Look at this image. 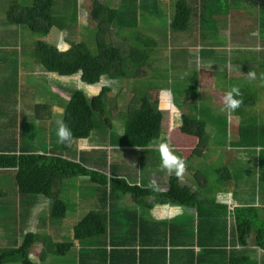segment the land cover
<instances>
[{
  "label": "crops",
  "instance_id": "0c3cea01",
  "mask_svg": "<svg viewBox=\"0 0 264 264\" xmlns=\"http://www.w3.org/2000/svg\"><path fill=\"white\" fill-rule=\"evenodd\" d=\"M160 1L167 6L170 4V0H157L156 5H159ZM256 9L253 8L252 12ZM253 14L247 13V8L242 3H237L228 9V12L222 16V20L230 27L223 28L225 33H222V37H225L227 41L221 47L210 44L207 38L202 37L206 28L205 22L195 25V28L199 27L200 43L192 40L191 46L188 44L191 42V37L186 41L185 37L179 39L182 33L170 32L172 35L169 34V21L168 23L164 21L165 26H158L159 22L151 21L148 28L140 29H157L158 35L167 32L168 39H174L173 41L177 39L186 44V47H189L187 50L193 52L190 62L182 67L184 71L189 72V79L186 82L192 86L193 81L198 83V80L204 79V85L207 86V93L200 96L195 93V90L191 91L189 88L191 91L189 93L195 95L188 98V92L184 94L181 91L189 90L185 88L188 83L184 82L176 92L181 94L179 96H183L184 100L176 104L171 94L170 97L166 95L169 106L164 107L162 106L163 95H165L164 91L168 90L167 87L155 89L154 86L149 89L136 85V88L138 86L140 90L145 91L151 103L149 94H152L153 90L161 94V108L156 102L152 105L161 116L160 137L162 136L169 149L175 147L174 149L188 153L185 154V156L188 155L186 158L188 164H185L179 178L174 172L163 170L162 167L157 170V166L161 163H154L155 159L152 155H156L155 151L158 150L154 146L133 149L111 143L104 147L97 143V140H78L74 147L75 152L81 151L89 157L90 161L85 167L105 176L107 182L115 176L128 184L141 187L154 186L162 191L166 189L167 178L171 177L180 187L189 188L191 192L196 193L195 198L199 203L194 208L164 205L149 209L135 203L129 195L117 199V206L112 211L119 215L125 213L129 227L136 226L137 231L142 228L144 232L140 233L143 236H146V233L149 235L167 233L172 239L171 243L157 246V248L143 247L141 241L129 243V250L132 251L129 257L131 260L135 258L134 264H264L261 250L251 242L246 246L239 245L235 241L234 234L235 208L254 207L257 218L264 222V101L261 100L264 97V37L259 34L262 24L259 14ZM251 15L253 16L247 17ZM254 18L253 27L249 28L247 25L243 27L246 19ZM3 24H6L5 18ZM232 27L236 31L234 34ZM247 30L251 31L247 32ZM1 35L2 32H0ZM233 35L237 36L235 42L231 41ZM195 48L198 49L195 50ZM5 60L4 53L0 52V153L18 156L23 149L20 130L25 124L21 118L25 117V122L35 118L45 126L47 135L50 133L56 135L57 132L54 131L60 124V113L65 104L63 91L67 90L77 78L58 77L55 74L46 73L33 63L34 70L26 67L24 72L20 65L18 82L11 85L13 89L10 94L11 99L6 101L7 88L3 85L7 82L6 64L10 63ZM27 70L30 72L28 73ZM37 74L46 77L51 75L47 77L48 87L45 91L49 95L46 98H33V95L41 97L40 92L44 90L36 85L38 80L34 76H38ZM222 74L223 77H221ZM147 76L146 74L145 80L148 81ZM32 81H34L33 86L30 84ZM24 85L28 87L26 91L29 94L22 100L20 90ZM233 87L239 90V97L234 98L240 99L241 104L237 109L229 112L225 102L219 101L220 104L213 95H221L224 99L226 92ZM87 88H90L91 94H97L100 90V86H87ZM133 88L131 87V91ZM202 96L204 97L203 105L205 106L207 102L211 106L208 110L200 109L199 98ZM186 98H188L187 101ZM187 102L188 104L190 102L189 108L183 105ZM217 109L224 113L220 116V129L209 125L216 123L211 122L213 115L218 112ZM182 116L205 123L203 137L205 140L201 142V145H198L197 136L180 131ZM210 127L213 130L217 129L220 133H214L212 129L210 133ZM212 135H215L214 138L221 137L222 143L216 145L209 141ZM170 138L179 145L168 142ZM187 142L190 144H186L188 147H185L186 145L183 144ZM48 143L47 147L50 148L49 140ZM61 155L62 158L68 159L65 151ZM128 160L129 166L125 168L123 165ZM15 172L16 169L0 170V192L5 200L14 204V209H18L19 212L28 210V218L38 221L36 225L38 230L47 229L48 231L51 229L49 227H53L56 230L55 234H58L67 229V234L72 235L69 227L73 228L74 225L69 221H73L74 218L69 220V216L75 213L82 218L85 214L98 210L99 202L93 192L95 185H92L93 187L84 185L83 193L78 192L76 195L74 191L80 190L81 184H85L86 179H67L62 181L59 190L62 193L61 199L66 204L65 218L60 222L47 220L42 225L39 220H43V211L48 218V201L42 197H21L14 190ZM80 195L86 196L80 199L81 206H72L71 204H75L77 200L76 196L80 197ZM23 207L26 209L23 210ZM41 207H43L42 210H40ZM71 210L76 212L69 213ZM113 226L118 228L119 223L113 222ZM36 231L32 230V233ZM131 234L129 232V235ZM74 249L77 253L80 250L77 242Z\"/></svg>",
  "mask_w": 264,
  "mask_h": 264
},
{
  "label": "trees",
  "instance_id": "16d2710c",
  "mask_svg": "<svg viewBox=\"0 0 264 264\" xmlns=\"http://www.w3.org/2000/svg\"><path fill=\"white\" fill-rule=\"evenodd\" d=\"M90 2V16L94 27H85L87 34L82 36L81 41L64 50H60L56 42L50 43L42 39L50 35L55 27L58 32H65L75 25L76 1L66 3V0H12L13 4L6 11V24L25 28L36 37L34 51L30 52L33 58L31 63L46 73L77 79L63 91L65 104L60 124L70 130V144L60 143L55 133L47 135L46 132L42 138L47 143L44 140L39 142L40 139L34 135H25L24 124L20 130L23 147L20 155L0 153V170L16 169V187H13L21 197H42L48 201V218L45 216V222H60L65 218L66 204L61 199L62 193L59 190L62 181L67 179H86V183L81 184L82 193L84 185H95L92 187L99 207L97 211L85 214L74 224L72 235L65 242L52 243L48 236L24 232L20 244L12 243L11 248L0 249V264H33L28 251L36 243L41 247L38 258L61 257L71 254L75 242L82 248L73 254L72 259H75L76 264H134L135 258L131 260L129 257L132 252L129 250V243L141 241L143 247L157 248L171 243L172 239L167 233H146L143 236L140 233L142 228L137 231L136 226L129 227L125 213L119 215L112 211L117 206L118 198L129 195L135 203L149 209L164 205L194 208L199 203L195 192L180 187L171 177L167 178L166 189L162 191L154 186L128 184L115 176L107 182L105 176L85 167L90 161L89 157L81 151L75 152L74 147L78 140H97L104 147L112 143L133 149L157 147L159 143L167 144L160 138L161 116L153 108V103L148 100L144 90L134 86L132 97L120 115L112 110L116 105L109 110L108 104L113 84L132 81L144 88L154 87L152 78L145 80L147 72L144 68L148 66L155 40L140 29L149 27L151 21L144 15L156 12L157 0H120L119 6H108L104 0ZM237 3L259 10V20L262 23L259 34L264 37V0H172L169 32L182 33L189 29L191 22H199L200 25L211 17L223 16ZM0 32V52L4 53L5 61L17 65V60L22 57L21 52L16 49V43L9 40L10 37L6 38L9 36L6 31ZM6 40L13 50L8 49ZM18 65L22 68L20 62ZM26 67V63L23 64L22 71L25 72ZM87 86H100V90L97 94H91ZM162 106H169L166 94L163 95ZM21 119L25 123V117ZM111 124L114 127L121 124L122 131L113 133ZM204 125V122L182 116L180 131L197 136L198 145H201ZM48 140L50 148L47 147ZM174 148L169 150L172 153L180 152L174 154L183 159L184 166L187 165L188 155L185 154L188 153ZM63 151L68 159L62 158ZM155 152L157 154L152 155L154 163H161V158L158 157L160 153L158 150ZM105 185L107 186L101 187ZM14 207L0 192V213L4 214ZM24 208L23 210L26 209ZM25 212H19V228H25L26 223H21V219L23 213L28 215L29 211ZM234 221L235 241L244 246L251 242L261 250L264 259V222L257 218L256 208H235ZM113 222H118L119 227L115 228ZM129 232L132 234L129 235ZM199 237L198 235L197 238Z\"/></svg>",
  "mask_w": 264,
  "mask_h": 264
},
{
  "label": "rangeland",
  "instance_id": "374dc122",
  "mask_svg": "<svg viewBox=\"0 0 264 264\" xmlns=\"http://www.w3.org/2000/svg\"><path fill=\"white\" fill-rule=\"evenodd\" d=\"M17 1H21V0H17ZM58 1H62V0H56ZM76 1L77 2V17L75 18V25L72 26L71 28H69L68 31L65 32H58V28L55 27L52 29V32L50 33V35H48L46 38L42 39L46 42H50V43H57L58 48L60 50H64L67 49L69 46L78 43L79 41H81L82 36H85L87 33L85 31V27L86 28H93L94 24L92 23V19L90 16L91 13V2L90 0H66V3H72ZM105 3L109 6H116V5H120V0H104ZM162 2H159V5L156 6V12L153 13L152 15L150 14H146L144 15V17L147 18V20L149 21H154L155 23L159 22L158 26H165V22L168 23L169 19H170V15L172 13V7L170 6V4H161ZM170 3L172 4V0H170ZM12 0H0V30H4L6 31V38L10 37L9 40L13 41L16 43V49L18 51L21 52V59H18L17 62L22 64V68H23V64L26 63L27 65V69H32L34 70V65L31 63V59H33L30 55L31 51H34L33 46L35 48V42L36 37L31 34L30 32H28L25 28L21 29V27L19 28H15L9 24H3L4 22V18H5V14L7 9H9L10 5H12ZM161 4V5H160ZM247 13L250 14H259V10L256 9V11L252 12V8L248 7L247 8ZM139 15V14H138ZM137 15V16H138ZM251 16H247V17H252ZM246 17V18H247ZM165 21V22H164ZM147 24V23H146ZM255 24V18L254 19H246L243 22V27L245 25H247L249 28L253 27ZM195 25H199V22L193 23L191 22L190 27L188 30L182 32L183 35L179 36L180 38H184L186 39V41L190 40L189 37H191V42H188V44L191 46L192 45V40L194 42H197L198 44L199 39H200V34L198 32L199 27L197 26L195 28ZM205 25L206 28L204 30V33L202 34L203 38H207L208 42L210 44H214V46H218L221 47V45H223L227 40L225 37H222V33H225L223 31V28L225 27H230V25L227 23H223L222 20V16L219 15V17L214 18L211 17L209 19H206L205 21ZM195 28V29H194ZM154 32H153V31ZM143 29L141 30V32L145 33L146 35L152 37L155 40V47L151 50L150 52V60L148 62V66H146L144 69L147 72V77L148 78H152V86H155V89H160L162 87L165 86L164 89H166V87L168 88V90L164 91L166 95H168V97L171 96L174 99V102L176 104H179L180 101H183L184 98L183 96H179L181 94L176 93L177 91H179L180 87L183 86V83L186 82L189 79V72L188 71H184L183 70V65L184 64H188L191 60V56L193 54V52L188 51L187 49L189 47H186V44L182 43L180 40L173 41L174 39H168L167 37V32L165 33H160L159 35L156 33L157 29ZM232 31L233 34L236 32L234 27H232ZM251 30H247V32H249ZM198 32V33H197ZM170 34V32H169ZM172 35V34H170ZM169 36V35H168ZM187 36V37H186ZM231 41L235 42L237 36L233 35L231 36ZM178 41H180L178 43ZM7 43V47L10 50H13V48L11 47V44L8 43V41L6 40ZM179 44V45H178ZM198 47V45L196 46ZM33 49V50H32ZM198 48H195V50ZM192 50V49H189ZM34 61V60H33ZM15 66L10 64H6V72H5V77H6V83L3 85L4 87L6 86L7 90L5 92L6 94V101L10 100V94L11 91H13L11 85L12 84H17L18 82V75L20 72L19 69V65ZM28 73L30 72V70H27ZM38 75V74H37ZM49 77H51V75H48ZM47 76V77H48ZM47 77L45 75H38V76H34L35 79H37L38 81L36 82V85L39 86L40 88H43L44 90L42 92H40V96H36L33 95L34 99H42V98H46L48 95L46 93V89L48 87V83H47ZM221 77H223V74L221 75ZM193 79V78H192ZM222 82V81H221ZM188 84L185 85L186 89H191L195 90V93H198L199 96L200 95H204L205 93H207V86L204 85L205 80H198V83L196 82H192V86L189 82H186ZM32 86L34 85V81H32V83H30ZM51 84V81H50ZM135 83H133L132 81H128V82H122L120 84H113L112 85V91L109 94V110H111L115 105V110L119 115L121 112H124L126 104L128 102V100L132 97V93H131V87H134ZM147 86V85H146ZM28 87L26 85H24L21 90H20V94H21V99L23 100L24 97L26 95H24V93H26L27 95L29 94L26 89ZM189 90H181L184 94H187V97L189 98V96H194L195 94L189 93L191 92ZM88 92H90V88H87ZM17 91V89H16ZM150 91V90H149ZM161 92V91H160ZM163 92V93H164ZM17 94V92H16ZM1 95V94H0ZM161 94H159L158 91L153 90L152 94H149L150 99L152 100V103L155 104V102L157 103L158 107L161 108V98H160ZM216 100L219 101H224V99H222L221 95H213ZM203 96L199 98V106L201 110H205V109H209L211 108V106L206 102V105H203ZM262 101H264V97L261 99ZM45 101V100H44ZM62 101H64V99L62 98ZM221 104V102H219ZM183 105H186V107L189 108L190 102L188 104L187 103H183ZM64 109V106L62 107L61 113H60V117L62 115V111ZM164 109V108H162ZM216 110V109H214ZM218 111V109H217ZM222 114V111H218L216 115H213L212 117V122L215 124H209L211 127L213 126L214 128H221V121H220V116ZM224 115V113L222 114ZM224 117V116H223ZM165 121H166V116H164ZM222 118V117H221ZM219 119V120H218ZM61 121V120H60ZM167 122V121H166ZM119 123V122H118ZM111 131L113 133H118L119 131H122V125H116L114 127L113 124H111ZM60 124L58 125L57 128H55L54 132L58 131ZM210 127V133H212L211 128ZM110 130V129H109ZM205 130V129H204ZM213 130V129H212ZM214 133H220L218 132L217 129L213 130ZM25 135H34V137L40 139V141H45V138L43 139L42 137L44 136V132H45V126H43V124L39 121H36L35 118H31L29 120H27L25 122V129H24ZM57 135V133H56ZM215 135H212L210 139H208L209 141H211L212 143L218 145L221 144L222 142V138H214ZM162 138V136L160 137ZM177 139V138H175ZM205 140V139H203ZM168 142L174 143L175 145H179L178 142H176L173 138H170L169 140H167ZM45 143H47V141H45ZM186 144H190L189 142L184 143L183 145L185 146ZM185 147H188L187 145ZM177 153L180 154V152L178 151H173V154ZM176 155V154H174ZM159 159H160V154H159ZM129 159V157H128ZM158 165V164H157ZM125 168L127 166H129V160L127 162L124 163L123 165ZM161 167V164L159 166H157V170ZM164 170V169H163ZM74 191V190H73ZM78 192H80V190L74 191V193H76V195L78 194ZM84 196V198H86L85 195H80V197L76 196V201L75 204H71L72 206L75 207H79L81 206L79 201L80 199H82ZM87 202H89V200L87 199ZM25 209V208H24ZM43 207L40 208V210H42ZM86 211V210H85ZM76 211H69V213H74ZM87 212V211H86ZM84 212V213H86ZM82 213V214H84ZM23 217L21 219V223L25 222L26 225L24 226L25 228H22V226L19 228L20 226V218H19V210L18 209H12L11 211L8 210L6 213L2 214L0 213V249H9L12 247V243H17L20 244L21 240H22V236L23 233L26 231H29L32 233V230H37L36 233L34 234H39L40 236H48L52 243L58 242V243H62L65 242L69 236V234H67V229H65V231H63V233L59 232L58 234H55V229L53 227H49L51 229H39L36 228V225L38 224V221H36L34 218L29 219L28 215L23 213ZM69 214H67L68 216ZM75 215V216H74ZM74 215L69 216L68 219H73V221H69L67 219V221H69V223H72V225H74L75 223H77L80 219L81 216L76 215L74 213ZM45 216H46V212L43 211L42 212V217L43 220H39L41 223H45ZM70 230H72L71 227H69ZM61 231V229H60ZM36 244H32L31 248L28 251V255L31 258V262L33 264H76L77 262L75 261V259H72L73 254L75 255L76 250L73 248L70 252L71 254H66L64 256L58 257V256H47L43 259L38 258L39 256V252L41 251V247L40 245ZM82 249V248H81ZM80 249V250H81ZM87 250L89 251V248H87ZM5 264H16V263H5Z\"/></svg>",
  "mask_w": 264,
  "mask_h": 264
},
{
  "label": "clouds",
  "instance_id": "9594fccd",
  "mask_svg": "<svg viewBox=\"0 0 264 264\" xmlns=\"http://www.w3.org/2000/svg\"><path fill=\"white\" fill-rule=\"evenodd\" d=\"M239 95H240L239 90L236 87H233L231 88V90L226 92L224 96V102L229 112L234 111L240 106L241 100L238 98H234V97H239ZM57 136H58V142L70 144L71 132L63 124H60L57 131ZM157 149L160 153L162 169L167 170L169 172H174L175 176L179 178L184 171L183 159L174 155L169 150V146L164 143L157 144Z\"/></svg>",
  "mask_w": 264,
  "mask_h": 264
}]
</instances>
